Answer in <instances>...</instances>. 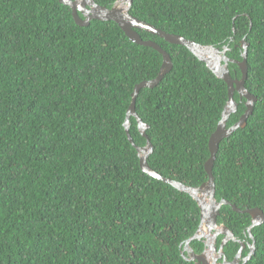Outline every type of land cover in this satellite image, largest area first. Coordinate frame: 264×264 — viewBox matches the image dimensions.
<instances>
[{
    "label": "trees",
    "instance_id": "obj_1",
    "mask_svg": "<svg viewBox=\"0 0 264 264\" xmlns=\"http://www.w3.org/2000/svg\"><path fill=\"white\" fill-rule=\"evenodd\" d=\"M129 13L165 33L227 47L235 61L248 44L244 85L256 102L246 126L220 142L212 175L215 200L229 202L217 223L246 244L242 258L255 241L244 264H264V222L251 237L250 215L231 206L264 214V0H133ZM136 31L172 61L136 98L153 146L147 164L197 189L209 179L204 165L227 84L186 47ZM161 65L159 52L131 42L113 21L81 27L58 0H0V264H196L184 248L200 226L197 201L143 172L135 146L147 138L136 117L124 126L134 87L154 80ZM228 69L241 78L235 63ZM234 99L227 129L246 111L245 99ZM189 247L205 250L202 239ZM239 249L229 240L222 251L232 261Z\"/></svg>",
    "mask_w": 264,
    "mask_h": 264
},
{
    "label": "water",
    "instance_id": "obj_2",
    "mask_svg": "<svg viewBox=\"0 0 264 264\" xmlns=\"http://www.w3.org/2000/svg\"><path fill=\"white\" fill-rule=\"evenodd\" d=\"M58 1L61 4L71 8L73 19L77 25L81 27H86L90 24L92 20L113 21L116 24H118V26L122 29V31L125 33V35L129 38L131 42L142 46L150 47L162 55V65L158 76L152 81H143L134 87V91L132 92V100L127 110V116L124 125L126 131H128L129 128V121H128L129 117L133 116L136 117L137 119L139 131L142 133L144 137H146L144 130H146L148 126L144 124L136 114V110H135L136 98L141 89L153 88L157 86L165 77V75L168 74L172 69V61L170 55L165 50H163L157 43L153 41L142 40L136 30L146 31L152 35L164 39L166 42L170 44L181 45L186 47L199 61L203 62L206 65V67L216 77L222 79L227 84L228 101L224 107L221 120L219 121L216 130L210 136L209 145H208L210 156L204 165L205 171L209 179L201 187L197 189L185 187L181 183L161 177L159 174H157L152 169H150L147 164V158L150 155V153L153 151V146L147 137H146L147 142L145 146L143 147L135 146V148L138 151V155L140 157V166L143 172L147 173L149 176L153 178L162 180L163 182L168 183L173 187L190 194L197 201L201 210V220L198 231H200L203 227H206L209 231L215 230L216 233L213 236L214 239L219 234L224 235L223 243L220 249L221 253L219 254V256L221 257L224 256V253L222 252V248L229 240L237 241L240 244L239 254L232 261H227L223 259L221 262H218L217 258H213V262L211 264H244L254 254L255 241L253 240L252 243L248 246L250 249L249 253L241 263L239 257L242 254V250L246 247V244L244 242L237 240L234 237L233 233L228 228L224 227L223 225L222 226L218 225L217 223V217L220 214L221 207L223 205H229V202L227 201L217 202L215 200V187H214V178L212 175V167L216 158V154L219 149L220 142L226 137H229L231 133L234 132L236 129L244 128L246 126V120L248 116L252 113L254 103L256 102V98L246 90L244 85L247 79V72H248V66L246 61L247 58L246 49L248 47V44L245 42L242 43V47L244 49L242 53L243 60L235 61L229 59L226 56V53L228 51L227 47H224L223 49L220 50L213 46H203L191 40L185 39L182 36L165 33L164 31H161L155 28L154 26L133 17L129 13L133 0H123L126 3V8H120L115 5L111 9H106L104 7L97 5L94 0H58ZM117 1L119 2L122 0H117ZM229 63H235L239 67L241 72L240 79H234L231 77L228 69ZM235 92L238 93L240 100H242L243 98L245 99L246 111L235 125L227 129L225 127L226 122L229 116L232 113H234L237 109V103L234 100ZM129 140L132 142L130 137ZM198 193H205L209 198L210 203L207 204L204 201L203 197L199 198L197 196ZM231 206L232 209L238 213H246L250 215L251 225L247 230L250 236L252 237L251 229L255 226L261 225L264 222L263 212L258 208L241 210L237 208L235 205H231ZM196 235L192 237L186 243V245L189 246L190 241L194 239H199ZM214 248L215 247L213 245H210V249L212 251H214ZM191 255L192 258L189 257L188 259L196 261V264H202V263L210 264L204 258L205 257L204 254L197 255L191 251Z\"/></svg>",
    "mask_w": 264,
    "mask_h": 264
},
{
    "label": "rangeland",
    "instance_id": "obj_3",
    "mask_svg": "<svg viewBox=\"0 0 264 264\" xmlns=\"http://www.w3.org/2000/svg\"><path fill=\"white\" fill-rule=\"evenodd\" d=\"M116 6L120 7V8H126V3L122 0V1L117 2ZM197 196H199V198L203 197L204 201L207 204L210 203L209 198L207 197V195L205 193H198ZM196 236L199 239L203 240V242L206 245V247L210 246V245H214V240L212 238V233L206 227H203L200 231H198ZM184 250L186 252H188L189 257L192 258L191 249H190V247L188 245H185ZM220 253L221 252L214 253L213 251H210L209 249H206V251L204 252V256H205L204 258L211 264L212 263V257H214V256L218 257Z\"/></svg>",
    "mask_w": 264,
    "mask_h": 264
},
{
    "label": "flooded vegetation",
    "instance_id": "obj_4",
    "mask_svg": "<svg viewBox=\"0 0 264 264\" xmlns=\"http://www.w3.org/2000/svg\"><path fill=\"white\" fill-rule=\"evenodd\" d=\"M213 233H215V232H213ZM213 233H212V238H213ZM218 237H220V235L217 236L215 239L213 238V240H214V245H213V246L215 247V248H214V251H213L214 253H218V252L221 251L220 249H221V245H222V243H223V238H224V237L222 236V241H221L220 249H217L216 244H217V239H218ZM204 245H205V244H204ZM206 249H209L210 251H212V250L210 249V246H207V247H206V245H205V250L202 252V254H204V252L206 251ZM244 249H246V247H245ZM244 249H243V250H244ZM222 250H223V248H222ZM239 250H240V249H239ZM239 250H238V253L236 254L235 257L238 256V254H239ZM222 252H223V251H222ZM213 258H217V260H218L219 262H221L223 259L226 260V258H225L224 256H222V257H221V256H219V257H215V256H214V257H212V262H213ZM239 259H240V260L243 259V258H242V254H241V256L239 257ZM202 264H203V263H202Z\"/></svg>",
    "mask_w": 264,
    "mask_h": 264
},
{
    "label": "clouds",
    "instance_id": "obj_5",
    "mask_svg": "<svg viewBox=\"0 0 264 264\" xmlns=\"http://www.w3.org/2000/svg\"><path fill=\"white\" fill-rule=\"evenodd\" d=\"M117 2H118V1H117ZM116 4H117V3H116ZM116 4H115V5H116ZM234 100H235V99H234ZM189 188H191V187H189ZM198 197H199V196H198ZM218 225H219V224H218ZM221 226H222V225H221ZM224 227H225V226H224ZM226 228H227V227H226ZM213 232H215V230H211V233H213ZM215 233H216V232H215ZM215 233H213V236L215 235ZM219 235L224 237L223 234H219ZM219 235H218V236H219ZM215 238H216V237H215ZM243 259H244V258H243ZM241 260H242V259H241ZM241 260H240V261H241ZM218 262H219V261H218Z\"/></svg>",
    "mask_w": 264,
    "mask_h": 264
}]
</instances>
